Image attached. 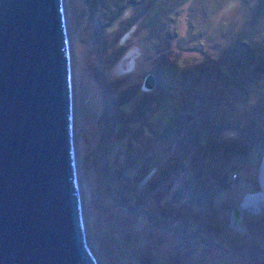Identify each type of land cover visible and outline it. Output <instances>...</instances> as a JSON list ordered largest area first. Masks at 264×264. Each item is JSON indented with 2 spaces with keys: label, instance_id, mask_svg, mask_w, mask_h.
<instances>
[{
  "label": "rangeland",
  "instance_id": "rangeland-1",
  "mask_svg": "<svg viewBox=\"0 0 264 264\" xmlns=\"http://www.w3.org/2000/svg\"><path fill=\"white\" fill-rule=\"evenodd\" d=\"M129 1L64 0L78 181L98 264H264V208L241 209L261 192L264 153L250 145L264 149V31L254 32L264 0H170L154 16ZM186 36L201 37L200 52L176 48ZM162 62L189 72L185 103L168 89L164 105L153 99ZM211 105L204 124L191 122ZM217 121L238 127L216 132Z\"/></svg>",
  "mask_w": 264,
  "mask_h": 264
},
{
  "label": "water",
  "instance_id": "water-1",
  "mask_svg": "<svg viewBox=\"0 0 264 264\" xmlns=\"http://www.w3.org/2000/svg\"><path fill=\"white\" fill-rule=\"evenodd\" d=\"M258 182L255 214L264 155ZM0 264H98L78 181L64 0H0Z\"/></svg>",
  "mask_w": 264,
  "mask_h": 264
},
{
  "label": "trees",
  "instance_id": "trees-1",
  "mask_svg": "<svg viewBox=\"0 0 264 264\" xmlns=\"http://www.w3.org/2000/svg\"><path fill=\"white\" fill-rule=\"evenodd\" d=\"M124 1V0H123ZM169 2L170 0H131L128 2V4H130L131 6H138L139 7V11H141L142 13L148 14V15H159V13L162 11V9H164L163 11H165L167 7H169ZM262 19L260 18V21H262V25H259V20L258 18H256L255 20V24H257L254 32H258L259 31H264V12L262 14ZM201 37H199L198 39H200ZM196 37H192V36H186V37H182V38H178L177 40V49L184 51V52H200V50L197 48L196 46ZM264 43V40H262ZM187 47V48H185ZM243 49H246V51L248 50V47L246 45H244ZM261 52V51H260ZM202 53V51H201ZM204 54V53H202ZM206 57V56H205ZM164 63L162 62V64L155 69L153 75L155 77V85L154 88L152 89V91L154 90L153 99H156L160 102V105H162L163 103L165 104L166 102V96H168V92H165L163 90L168 89V91H173L175 95H177L176 97H173L175 99H177L178 101V105L185 103V99H187V97L191 96V89L193 87V85L195 86L194 83H187V81H191L190 78H188L189 72H187V70L184 71H180L178 72L176 69H174L173 67H171V69H168L169 66H167V70L169 72L165 71L164 68ZM173 69V70H172ZM170 78V79H169ZM170 83L169 87H164V85H166L167 83ZM168 85V84H167ZM174 99V100H175ZM154 103V101H153ZM163 104V105H164ZM215 106V105H214ZM163 107V106H162ZM212 109V105L211 108L206 110V111H198L196 116L198 115V117H195V119L193 121H191L193 124H204V115H206L208 112H211ZM216 123V132H218L219 130H222L220 127H218L217 125H221L220 121L215 122ZM234 126L238 127L237 124L235 122H229L228 126L223 129L224 131H231L234 130ZM222 130V131H223ZM253 135L255 136V134L253 133ZM253 135H251L250 140L248 139V143H250L252 140H257L256 137H254ZM250 136V133H249ZM263 136L260 135L261 140H263V138L261 137ZM262 143L259 141L257 144H251L250 147L252 148H259V150H257V152L260 153H264V149L261 147ZM262 148V149H261ZM221 192H218L215 197H217L218 195H220Z\"/></svg>",
  "mask_w": 264,
  "mask_h": 264
},
{
  "label": "bare ground",
  "instance_id": "bare-ground-1",
  "mask_svg": "<svg viewBox=\"0 0 264 264\" xmlns=\"http://www.w3.org/2000/svg\"><path fill=\"white\" fill-rule=\"evenodd\" d=\"M259 194V193H258ZM258 194H255V195H248L246 198H245V202H244V205H245V208H242L241 209H244V210H247L251 213H253L252 211H250L251 209L254 208L255 204H256V201H257V196ZM249 209V210H248Z\"/></svg>",
  "mask_w": 264,
  "mask_h": 264
}]
</instances>
